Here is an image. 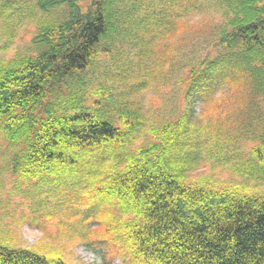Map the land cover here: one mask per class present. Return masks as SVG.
<instances>
[{"label":"trees","instance_id":"1","mask_svg":"<svg viewBox=\"0 0 264 264\" xmlns=\"http://www.w3.org/2000/svg\"><path fill=\"white\" fill-rule=\"evenodd\" d=\"M35 7L44 13L65 8L67 15L40 27L39 54L0 65L4 137L20 145L10 161L17 185H109L126 207V264H264L263 194L184 183L139 160L97 171L102 147L121 129L96 121L84 106L79 113L49 112L40 122L27 112L60 82L79 78L123 33L139 36L145 48L177 37L185 50L189 28L190 45L204 46L203 55L184 66L191 90L227 80L248 89L249 107L264 109V0H35ZM19 10L13 0H1L0 20L11 22ZM0 264L69 263L0 242Z\"/></svg>","mask_w":264,"mask_h":264},{"label":"rangeland","instance_id":"2","mask_svg":"<svg viewBox=\"0 0 264 264\" xmlns=\"http://www.w3.org/2000/svg\"><path fill=\"white\" fill-rule=\"evenodd\" d=\"M13 3L20 7L13 20H0V65L39 54L44 50L35 40L40 27L67 15L65 8L44 13L35 0ZM189 29L185 50L177 37L145 48L139 36L123 33L110 51L78 72L79 78L60 82L37 109H27L30 119L40 122L52 111L79 113L84 106L96 121L110 122L123 132L105 142L103 163L95 161L97 171L139 160L184 183L203 181L201 186L264 195V109L249 107L248 89L232 87L227 80L209 90H191L189 66H184L203 55L204 46L190 45ZM2 124L0 242L32 247L69 264H126L121 249L125 203L109 185H17L10 161L20 145L10 146ZM101 175L95 172L97 178Z\"/></svg>","mask_w":264,"mask_h":264}]
</instances>
